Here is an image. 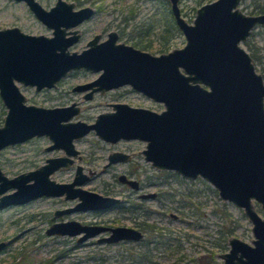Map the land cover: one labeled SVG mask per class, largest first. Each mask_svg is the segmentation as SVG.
Here are the masks:
<instances>
[{"label":"water","instance_id":"obj_1","mask_svg":"<svg viewBox=\"0 0 264 264\" xmlns=\"http://www.w3.org/2000/svg\"><path fill=\"white\" fill-rule=\"evenodd\" d=\"M53 35L30 34L17 26L0 28V96L8 108L0 125V148L33 135L46 134L47 148L62 147L76 154L72 140L89 130L102 139L139 138L146 144L144 159L158 169L174 170L182 175L203 178L217 188L219 196L241 207L251 222V243L228 238L229 248L218 253L222 264H264V83L255 70L249 53L240 46L264 13L245 14L237 6L240 0H212L196 8L193 23L181 15L179 0H166L186 42L167 52L152 54L124 42L116 35L100 43L98 36L80 52L67 47L76 35L65 36V28L76 25L93 12L90 6L74 9V2L56 0L48 9L37 0H24ZM86 67L100 70L90 82L73 89H108L125 83L164 103L155 111L127 103H112V110L96 115L94 122L72 121L79 106L44 107L24 103L14 79L35 85L37 89L54 86L69 70ZM96 84V86H93ZM128 154L113 151L105 165L126 160ZM33 170L8 177L0 168V207L25 202L39 195L77 197L69 210L100 209L111 206L117 197L82 188L88 175L77 165L69 182H58L50 174L69 165L66 155L48 157ZM120 179L125 181L124 175ZM135 186L136 181L126 179ZM10 188L12 192L6 193ZM153 196L150 192L144 194ZM256 201L262 215L254 205ZM108 235L99 242L135 240L140 230L126 225L105 226L77 220L55 222L46 232L77 235L81 242L100 232ZM5 240H0V252Z\"/></svg>","mask_w":264,"mask_h":264},{"label":"rangeland","instance_id":"obj_2","mask_svg":"<svg viewBox=\"0 0 264 264\" xmlns=\"http://www.w3.org/2000/svg\"><path fill=\"white\" fill-rule=\"evenodd\" d=\"M38 1L44 7L54 2ZM258 3L264 4V0H241L238 5L245 13H252ZM84 4L95 7L96 13L84 24L87 32L71 49L79 51L93 33L100 32L104 37L112 29L118 31V39L127 43L151 40L153 46L148 51L154 54L181 47L185 43L183 33L171 21L167 1L80 0L78 5ZM179 4L185 18L192 21L199 5L196 0H179ZM164 23L176 29H171L168 46L161 51L159 47L164 41L161 37ZM11 25H17L26 32L51 34V30L34 17L23 0H0V27ZM241 45L249 53L252 47L255 49L259 57L253 62L256 69L264 74V25L257 24L247 42H241ZM97 74L92 70L78 69L70 72L55 88L36 90L33 86H26L22 90L29 103L45 106L65 104L71 99H82L80 94L69 90L72 84L91 79ZM125 89L130 90L124 86L82 101V109L73 119L93 121L97 113L109 110V103L116 99L157 110L163 107L162 103L153 102L137 93H122ZM119 92L125 95L121 97ZM4 113L5 107L0 100V125ZM47 143L45 137H34L5 147L0 152L2 170L8 176H13L36 167L46 156L60 154V150L44 151L43 146ZM76 146L83 156L77 162L84 166V170L93 171L82 186L102 194L119 196L124 199L122 205L105 210H76L54 216L55 208L73 205L76 198L39 196L0 208V239L7 242L0 252V264H6L12 254L16 255V261H30L31 264H198L201 258L209 260L211 264H222L218 253L228 250L230 236L251 243V222L241 207L223 200L215 187L200 176L189 178L174 170L152 166L141 153L145 147L143 140L120 138L110 142L99 138L92 130L77 141ZM112 150L131 152L132 158L128 162L118 161L103 168ZM121 172L139 180L142 191H158L159 197L138 198L135 190L117 179ZM73 174L74 167H65L52 173L51 178L70 181ZM171 213H176L177 217ZM71 218L82 223L104 225H133L135 219H145L161 229L145 234L140 241H97L107 231L81 242L76 241V235L46 234L45 229L52 221Z\"/></svg>","mask_w":264,"mask_h":264},{"label":"flooded vegetation","instance_id":"obj_3","mask_svg":"<svg viewBox=\"0 0 264 264\" xmlns=\"http://www.w3.org/2000/svg\"><path fill=\"white\" fill-rule=\"evenodd\" d=\"M24 1V0H23ZM38 1V0H37ZM66 1H69V2H74V6H73V8L74 9H78V8H80V7H84V6H90V7H92L93 8V12L89 15V16H87V17H85L84 19H82L80 22H78L76 25H73V26H70V27H67V28H65V31H66V33H65V36L66 37H68V36H71V35H76L77 36V38L70 44V45H68V47H67V50L68 51H77V52H80V51H82L83 49H85V48H87V47H89V44H88V41L89 40H91V39H93L95 36H98V38H97V40H96V42L97 43H100V42H102V41H105L108 37H109V33L110 32H114L115 33V35H116V39H115V43H120V42H124V41H121L120 39H118V36H119V33H118V31H116V30H109L107 33H106V35L103 37L102 36V34L100 33V32H95V33H93L92 34V36L90 37V38H88L87 40H86V43H85V46L81 49V50H75V49H71L70 47L71 46H73L74 44H76V43H78L81 39H82V37L84 36V33H86L87 32V30L85 29V26H84V24L85 23H87L88 21H90V19L94 16V14L96 13V9H95V7H93L92 5H89V4H84V5H78L79 4V1L80 0H66ZM76 1H77V3L78 4H76ZM166 1V0H165ZM210 1H212V0H209V1H207V0H205V1H203L202 3H200L197 7H199L200 5H202L203 3H206V2H210ZM241 1V0H240ZM239 1V2H240ZM25 2V1H24ZM39 2V1H38ZM56 2V0H54V2H53V4ZM168 2V1H167ZM26 3V2H25ZM40 3V2H39ZM27 4V3H26ZM41 4V3H40ZM53 4H51V5H49L48 7H44L42 4V6L44 7V8H46V9H48L49 7H51ZM169 4V3H168ZM239 4V3H238ZM260 3H258V4H256V8H257V6L259 5ZM260 5H263V4H260ZM28 6V5H27ZM179 6H180V4H179ZM238 7H239V5H237ZM29 7V6H28ZM196 7V8H197ZM98 8V7H97ZM169 8V12H170V14H171V16H172V18H173V21H174V23L176 24V22H175V20H174V17H173V15H172V13H171V11H170V6L168 7ZM240 8V7H239ZM30 9V8H29ZM180 9H181V15H182V17L188 22V23H193L192 21H193V19H194V17H195V13H196V10H195V13H194V16H193V18H192V21H188L186 18H185V16L183 15V12H182V8L180 7ZM241 10V9H240ZM255 10V9H254ZM30 11L33 13V15H34V17L36 18V19H38L41 23H43L35 14H34V12L30 9ZM242 12H244L243 10H241ZM245 13V12H244ZM258 13H264V11H262V12H252V13H245V14H258ZM44 24V23H43ZM257 24H260V23H257ZM256 24V25H257ZM46 27H48L46 24H44ZM256 25H254V27L256 26ZM260 25H264V23L263 24H260ZM12 26H17V25H11V26H2V27H0V28H3V27H12ZM177 28H179L178 26H177V24L175 25ZM20 30H22L19 26H17ZM254 27H252L251 28V30H250V32H249V34L247 35V37L244 39V40H241L240 42H239V44H240V46H242L241 45V42H247V39H248V37H249V35L252 33V30H253V28ZM50 30H51V34L49 35V36H51V35H53V33H52V28H50V27H48ZM89 30V29H88ZM22 31H24V30H22ZM181 31V30H180ZM25 33H30V34H43V33H31V32H26V31H24ZM182 32V31H181ZM183 33V32H182ZM44 35H48V34H44ZM183 36H184V38H185V35H184V33H183ZM163 38V37H162ZM167 38H169V36L167 37ZM185 42H186V39H185ZM125 44H129V45H132V46H134V47H136V48H139V49H141V50H144V51H148V49H152V41L151 40H147V41H137V40H135V41H133V44L132 43H127V42H124ZM185 44V43H184ZM183 44V45H184ZM182 45V46H183ZM150 46V47H149ZM243 47V46H242ZM244 48V47H243ZM172 49V48H171ZM171 49H169V50H171ZM245 49V48H244ZM168 50V51H169ZM246 50V49H245ZM162 51V50H161ZM247 51V50H246ZM150 52V51H149ZM163 52H167V51H163ZM248 52V51H247ZM151 53V52H150ZM161 53V52H160ZM249 53V52H248ZM152 54H154V53H152ZM155 54H157V53H155ZM159 54V53H158ZM249 55L251 56V60H252V62H253V59H256L254 56H252V53H249ZM253 64H254V62H253ZM254 67H255V70L257 71V72H259V73H261L260 71H258L257 69H256V66H255V64H254ZM78 69H86V70H92L93 72L95 71V72H98V74L95 76V77H93V78H91V79H88V80H85V81H82V82H76V83H74V84H72L70 87H69V90L71 91V92H76V93H78V94H80V96H81V98L82 99H71L70 101H69V103H65V104H57V105H52V106H63V105H69V104H71L72 102H75L76 103V105L77 106H79V111L75 114V115H77V114H79L80 113V111H81V109H82V106H81V103H82V101H88V100H91V99H93L94 97H95V95L96 94H104V93H106V92H109V91H114L115 89H119V88H122V87H124V86H128L129 87V89L130 90H123V92L122 93H128L129 91L130 92H134V93H137L138 95H140V96H142L143 98H146V99H149V100H152L153 102L155 101V102H160V103H162V105H163V107L161 108V109H159V110H157V109H154L153 107H149V106H144V105H139V104H132V103H129V102H127V101H123V100H118V99H116V100H114V101H112V102H110L109 103V105H110V109L109 110H105V111H110V110H112V103H117V102H123V103H127V104H129V105H131V106H141V107H146V108H150V109H153V110H155V111H161L162 109H164L165 107H164V103L163 102H161V101H157V100H154L152 97H150V96H148V95H146V94H144L143 92H141V91H139V90H137V89H135V88H133L129 83H125V84H122V85H119V86H116V87H111V88H108V89H103V90H100V89H96V90H94L93 92H92V94H91V96L90 97H84V95L86 94V93H88L90 90H91V88L89 87L88 89H84V90H75V89H73V87L76 85V84H80V83H85V82H90V81H93L94 79H96L99 75H100V73L102 72V69H100V70H93V69H88V68H86V67H79V68H75V69H71V70H69L64 76H62V77H60L56 82H55V85L54 86H50V87H47V86H44V87H41V88H39V89H37L36 88V86L35 85H30V84H24V83H22V82H20V81H18V80H16V79H14V83L16 84V86L18 87V91L24 96V103H26V104H35V103H29V102H27V100H26V95L23 93V90H22V87H26V86H33L36 90H41V89H44V88H55V87H57V85L59 84V82H61V80H63V79H65L66 77H67V75L70 73V72H72V71H75V70H78ZM261 75H262V80H263V83H264V74L263 73H261ZM93 86H96V84H94ZM119 94H120V92H119ZM123 95H125V94H123ZM122 94H120L119 96H123ZM118 98V97H117ZM120 99V98H119ZM0 100H1V102H2V104H3V106L5 107V113H4V117H3V122H4V118H5V115H6V112H7V110H8V108L4 105V103H3V101H2V99H1V96H0ZM35 105H41V104H35ZM41 106H44V107H52V106H45V105H41ZM101 112H104V111H101ZM101 112H99V113H101ZM99 113H97V114H99ZM96 114V115H97ZM74 115V116H75ZM96 115H95V117H96ZM74 116L72 117V118H70V120H72V121H75V120H77V119H73L74 118ZM79 120H83V119H79ZM94 120H95V118H94ZM94 120L93 121H86V120H83V121H86L87 123H91V122H94ZM3 122H2V124H3ZM1 124V125H2ZM90 131H92V129L91 130H89L87 133H84L83 135H81V136H79V137H77V138H73V140H72V143H73V148L74 149H76L77 150V153L76 154H67L66 152H65V150L62 148V147H53V148H50V149H48L47 147L50 145V144H52V140L46 135V134H40V135H33V136H31V137H29V138H27V139H24V140H22V141H18V142H13V143H9V144H6L5 146H3L2 148H0V152L2 151V149H4L5 147H7V146H9V145H12V144H17V143H21V142H26V141H28V140H31V139H33L34 137H45V138H47V140H48V143L46 144V145H44L43 146V150L44 151H50V150H60V154H57V155H53V156H46L45 158H44V161L42 162V163H40L39 165H37L36 167H38V166H40L41 164H43V163H45L46 161V158H48V157H57V156H63V155H66L68 158H71L72 159V162H71V164H69V165H64V166H60L59 168H57V169H55L52 173H54L56 170H59V169H61V168H65V167H74V174H75V172H76V167H77V165H80V166H82V172H84V173H86L87 175H88V179L91 177V175L93 174V171L92 170H90V169H88L87 171L86 170H84V166L82 165V164H80L79 162H77V160L79 161V160H81L82 158H83V156H82V151L76 146V143H77V141H79V140H81L83 137H85ZM94 131V130H93ZM94 133H95V131H94ZM96 134V133H95ZM97 135V134H96ZM98 136V135H97ZM99 137V136H98ZM100 138V137H99ZM102 139V138H101ZM124 139H126V138H124ZM129 139H132V138H129ZM136 139H139V138H136ZM103 140H105V139H103ZM140 140H142V139H140ZM105 141H108V140H105ZM117 141V140H116ZM144 142H145V140H143ZM110 142H112V141H110ZM113 142H115V141H113ZM145 144H146V142H145ZM142 150H143V148L141 149V153H142ZM113 151H121V152H124V153H126V154H128V157H127V159L126 160H118V161H123V162H128V161H130L131 160V158H132V153L131 152H127V151H123V150H112L111 152H113ZM111 152H109L108 153V155L111 153ZM143 154V153H142ZM108 155H107V161H108ZM143 157H144V155H143ZM107 161L103 164V168H105V167H107V166H109L110 164H112V163H115V162H118V161H114V162H111V163H109L108 165H105L106 163H107ZM36 167H34V168H32V169H28V170H33V169H35ZM0 168H1V166H0ZM1 170H2V168H1ZM28 170H25V171H21V172H19V173H22V172H26V171H28ZM3 171V170H2ZM4 172V171H3ZM176 172V171H175ZM19 173H17V174H19ZM52 173L50 174V178H51V175H52ZM178 173V172H177ZM4 174H6L5 172H4ZM17 174H15V175H17ZM74 174H73V177H74ZM180 174V173H179ZM7 175V174H6ZM15 175H13V176H15ZM120 175H124V178H126V179H131V180H135L136 181V185L135 186H133V185H131L130 183H128L127 182V180L125 179V181H123V180H121L120 179ZM182 175V174H181ZM8 176V175H7ZM182 176H185V175H182ZM198 176H200V174L198 175ZM8 177H12V176H8ZM73 177H72V179H73ZM185 177H189V176H185ZM197 177V176H196ZM200 177H202V176H200ZM189 178H195V177H189ZM203 178V177H202ZM53 179V178H52ZM71 179V180H72ZM87 179V180H88ZM117 179L120 181V182H122V183H124V184H127V185H129L133 190H135L136 191V193H137V197L138 198H141V199H145V198H153V199H155L156 197H159V192L158 191H142V184H141V182L139 181V180H137L136 178H132L131 176H129L126 172H121V173H119L118 174V176H117ZM205 179V178H204ZM55 180V179H54ZM70 180V181H71ZM86 180V181H87ZM206 180V179H205ZM85 181V182H86ZM58 182H69V181H58ZM84 182V183H85ZM209 182V181H208ZM83 183V184H84ZM210 183V182H209ZM83 184H81L80 186L82 187V188H84L82 185ZM212 184V183H211ZM213 185V184H212ZM87 189V188H86ZM215 189L217 190V188L215 187ZM13 190H15V188H10V190L8 189L7 191H6V193H8V192H12ZM90 190V189H89ZM94 191V190H93ZM150 192H153L154 193V195L153 196H148V195H144V194H148V193H150ZM217 192H218V190H217ZM99 193V192H98ZM100 194H102V193H100ZM103 195H108V196H114V197H117L118 198V201H116L115 203H113L111 206H109V207H106V208H100V209H93V210H105V209H110V208H113V207H117V206H119V205H122V201L124 200V199H122L121 197H119V196H116V195H110V194H103ZM39 196H62L64 199H75L76 198V202L73 204V205H69V206H62V207H59V208H55L54 209V211H53V214H54V216H59V215H63V214H68V213H70V212H72V211H76V210H69V211H65V212H60V213H55L57 210H65V209H68V208H70V207H73V206H75V204L78 202V198L77 197H71V198H69V197H65V193H62V194H60V195H45V194H42V195H39ZM39 196H37V197H39ZM34 198H36V197H34ZM31 199H33V198H31ZM30 200V199H29ZM29 200H27V201H29ZM27 201H25V202H27ZM228 201V200H227ZM21 203H24V202H21ZM21 203H11V204H21ZM255 204H257L258 205V207H259V209L256 207V205ZM8 205H10V204H8ZM254 205H255V207H256V209L258 210V212L262 215V213H261V209H260V206H259V204L256 202V201H254ZM5 206H7V205H5ZM5 206H3V207H5ZM3 207H0V208H3ZM80 210V209H79ZM86 210H89V209H86ZM84 211V210H83ZM171 215L173 216V217H177V214L176 213H171ZM134 217V216H133ZM68 220H76V219H61V220H55V221H52L48 226H47V228L51 225V224H53V223H55V222H62V221H68ZM78 221V220H77ZM135 222H134V224L133 225H126V226H132V227H134V228H136V229H138V230H140L141 231V233H142V236L140 237V238H138V239H135V240H132V241H140V240H142L143 238H144V236H145V234H148V233H155L156 231H160V229H161V227H159L158 225H156L154 222H147L145 219H142V220H134ZM80 222V221H79ZM80 223H82V222H80ZM93 224H96V223H93ZM102 225H104V224H102ZM117 225H123V224H117ZM117 225H105V226H117ZM252 225V224H251ZM151 226H153V227H151ZM46 228V229H47ZM46 229H45V232H46ZM107 231V230H106ZM106 231H104V232H106ZM46 234H48L47 232H46ZM52 234H54V233H52ZM56 234H61V233H56ZM66 234V233H65ZM109 234V231H107V234H105V235H108ZM67 235H69V234H67ZM105 235H102V236H105ZM99 237H101V236H99ZM76 238H77V235H76ZM0 240H4V239H0ZM6 241V240H5ZM120 241V240H119ZM7 243V242H6ZM168 243H169V241H168ZM5 246H6V244H5ZM5 246H4V248H5ZM26 256V255H25ZM24 256V257H25ZM28 256V255H27ZM25 260H28L26 257H25ZM27 263H29V264H31V262L30 261H23L22 262V260L21 261H16V255L15 254H12L11 255V259H9L7 262H6V264H27Z\"/></svg>","mask_w":264,"mask_h":264},{"label":"trees","instance_id":"obj_4","mask_svg":"<svg viewBox=\"0 0 264 264\" xmlns=\"http://www.w3.org/2000/svg\"><path fill=\"white\" fill-rule=\"evenodd\" d=\"M163 1H165V0H163ZM204 0H196V2L198 3V4H200V3H202ZM207 1H209V0H207ZM262 11H264V4L263 5H258L257 6V8H255V12H262ZM171 21H173V18H172V16H171ZM171 25V24H170ZM169 24H167V23H164V27H163V32L161 33V37H163V39H164V41H162L160 44V47H159V50H164L165 48H167V46H168V35L170 34V31H171V29L172 28H175L174 26L173 27H171ZM176 29V28H175ZM150 47V46H149ZM251 53H252V56H254L255 58H258L259 57V55L257 54V52L255 51V49L252 47V51H251ZM256 205V207L259 209V207H258V205L257 204H255ZM151 227H153V226H151ZM27 256V255H26ZM27 264H29V263H27ZM157 264H159V263H157ZM198 264H211V262H209V260H205V259H203V258H201V259H199L198 260Z\"/></svg>","mask_w":264,"mask_h":264}]
</instances>
